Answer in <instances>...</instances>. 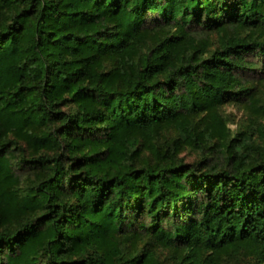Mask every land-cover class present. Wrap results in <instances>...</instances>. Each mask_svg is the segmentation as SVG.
<instances>
[{
	"label": "trees",
	"instance_id": "obj_1",
	"mask_svg": "<svg viewBox=\"0 0 264 264\" xmlns=\"http://www.w3.org/2000/svg\"><path fill=\"white\" fill-rule=\"evenodd\" d=\"M245 72L264 80V0H0V264H264V149L220 114ZM209 141L222 167L179 157Z\"/></svg>",
	"mask_w": 264,
	"mask_h": 264
},
{
	"label": "rangeland",
	"instance_id": "obj_2",
	"mask_svg": "<svg viewBox=\"0 0 264 264\" xmlns=\"http://www.w3.org/2000/svg\"><path fill=\"white\" fill-rule=\"evenodd\" d=\"M247 31L243 33H247ZM209 39L214 43L217 41L216 34H210ZM213 44L211 48L216 47ZM242 78L247 80V84L253 87V97L250 99H242L240 102H230L224 105L220 114L226 121V125L230 130V137H237L240 141L236 143L239 152L254 153L256 150L263 151L264 140L259 136V130L264 126V117L256 115L252 107L260 103L264 104V80L259 81L258 77L253 72L242 73ZM243 133L242 136L239 135ZM174 136L172 133H168ZM254 147H257L256 150ZM238 153V152H237ZM254 155V154H252ZM31 156V150L23 143L18 148L12 150V162L14 163L17 176V193L16 197L19 200L24 199L26 195L32 192V187L35 185L37 177L36 169L32 163H25ZM179 157H182L186 163H195L205 158L206 163L223 166L225 156L218 150L217 145H213V141H209L202 151L195 149H182L179 152ZM23 159V161L21 160ZM28 216L25 212L12 220L10 226H15L20 220ZM146 240L139 242L141 247ZM158 258L161 264H173L172 253L157 248ZM218 264H252V258L245 254L225 253L219 254L217 257Z\"/></svg>",
	"mask_w": 264,
	"mask_h": 264
}]
</instances>
